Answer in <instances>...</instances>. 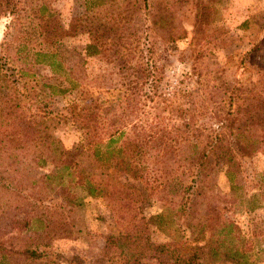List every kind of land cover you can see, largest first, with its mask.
Masks as SVG:
<instances>
[{"label":"rangeland","instance_id":"1","mask_svg":"<svg viewBox=\"0 0 264 264\" xmlns=\"http://www.w3.org/2000/svg\"><path fill=\"white\" fill-rule=\"evenodd\" d=\"M11 2L0 0V264H130L134 250L120 256L110 237L178 240L177 183L190 180L193 145L248 142L232 155L241 194L252 193L264 176V0ZM92 41L98 52L86 57ZM84 107L100 128L75 116ZM108 125L144 143L153 184L89 155L105 148ZM212 165L202 194L230 195L225 163ZM109 178L128 188L125 231L102 198ZM234 219L238 245L264 237V209ZM203 257L196 264H233L224 252ZM161 259L137 263H175ZM247 262L264 264V253Z\"/></svg>","mask_w":264,"mask_h":264},{"label":"trees","instance_id":"2","mask_svg":"<svg viewBox=\"0 0 264 264\" xmlns=\"http://www.w3.org/2000/svg\"><path fill=\"white\" fill-rule=\"evenodd\" d=\"M11 1L9 0V5L13 8L14 4ZM11 12V10L8 11V13ZM97 52L93 41L85 47L86 57L96 55ZM66 80L67 84L72 87L79 82L78 79L72 77ZM94 109L84 107L75 114L81 121H85L86 125L92 130L100 128L97 125V111ZM221 118L222 115L220 116V114L216 113L215 121L217 123H221ZM110 128L111 125L105 127L106 136ZM117 134L119 136L114 138ZM217 140L220 141L221 139L217 138ZM116 141L119 142L118 147L113 146ZM226 143L221 144L216 141H209V143L203 144L202 147H199L200 145L198 144L199 146L193 145L194 147L192 146V148L194 149H190V163L193 166L190 180L185 185L184 180H187V176L182 175L177 183V195L180 201L183 202L176 213H178V217L180 215L179 218L185 221L184 229L178 230V240L174 238L168 245H154L148 239H142L136 234L129 235L123 232V236L110 237L107 240L108 246L106 247L115 244L120 256L127 253L126 250L131 247L134 250V255H132L133 261H129L130 264H138L139 258L148 260L150 257L162 262L161 258H165V256L169 259H174V264H196L198 258H202L203 255H205L203 257L204 260L207 258L211 260L219 252H224L233 264H249L247 262L248 255L251 254L256 257L258 253H264V237H255L254 246L249 243L245 246L238 245L242 241V237L239 234V229L234 224V218L237 214L264 209V176L254 179V192L252 190V193L248 194V196L242 195V185L237 184L235 177L240 163L234 161V155L232 154L235 150L240 155H243V151L248 147V142L239 143L237 138H233ZM230 145L233 146V149L230 148ZM143 146L144 143L136 142L130 137L114 131L107 136L105 148L100 149L95 145L90 148L89 155L105 163L118 158L124 172L129 174L132 179L138 180L146 188L148 185L153 184L156 178L155 174L150 173L148 166L144 167L140 163L144 152ZM262 151L264 153V148ZM214 162L215 164L218 162L225 163L223 175L228 186V194L230 195L219 197L216 194L206 196H204L206 193L202 194V186H206V177L212 171L211 167ZM61 168L66 170L68 167L62 166ZM61 176L52 174L48 176V179L57 181L61 179ZM105 184V189L102 190V198L114 215L116 224L118 223L117 225L125 231L130 224L128 222L130 213L125 208L128 207V188L125 184L113 178H109ZM89 193L92 194V191H89ZM210 193L212 192L210 191ZM73 198L70 197L68 199L70 203L76 202L75 198ZM202 199L205 203H203ZM201 205H203L202 209H200ZM170 245L175 248L176 252L174 249L164 251V248H170ZM33 252L29 251L28 254L32 255ZM38 257L39 255L35 256V258ZM126 257L127 255L124 258ZM121 259L123 260L122 257ZM124 262H128V259H125Z\"/></svg>","mask_w":264,"mask_h":264}]
</instances>
